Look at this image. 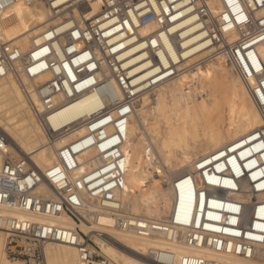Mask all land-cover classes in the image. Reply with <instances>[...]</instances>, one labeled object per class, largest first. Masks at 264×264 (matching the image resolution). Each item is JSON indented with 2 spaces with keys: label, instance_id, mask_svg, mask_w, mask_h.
<instances>
[{
  "label": "built area",
  "instance_id": "obj_1",
  "mask_svg": "<svg viewBox=\"0 0 264 264\" xmlns=\"http://www.w3.org/2000/svg\"><path fill=\"white\" fill-rule=\"evenodd\" d=\"M211 1L0 0V20L15 4L37 2L56 20L25 53L0 38V78L32 85L38 121L49 123L64 105L96 92L102 103L72 124L84 133L46 172L7 153L9 138L0 130V230L8 260L46 264L45 245L59 243L74 247L82 264H112L91 252L97 246L76 229L2 212L65 214L89 223L80 214L88 200L113 213L119 231L140 239L165 237L189 249L245 259L264 248V126L166 182L174 202L163 217L134 215L118 197L125 188L123 148L138 99L178 78L181 65L195 55L209 51L203 66L220 60L230 68L264 119V62L257 53L264 43V0H219L217 11ZM43 76L48 79L39 82ZM214 162L223 167L217 170ZM41 185L50 196L38 192ZM187 196L191 208L182 214L180 202ZM145 257L156 264H228L169 248L150 249Z\"/></svg>",
  "mask_w": 264,
  "mask_h": 264
},
{
  "label": "bare ground",
  "instance_id": "obj_2",
  "mask_svg": "<svg viewBox=\"0 0 264 264\" xmlns=\"http://www.w3.org/2000/svg\"><path fill=\"white\" fill-rule=\"evenodd\" d=\"M210 7L219 10V0H212ZM83 10L94 13L96 7L85 6ZM55 23L48 8L40 2L32 6L15 4L0 20V38L25 53L41 41L40 33ZM257 53L264 62V43L257 47ZM208 54L209 51L202 52L187 60L181 65L183 73L178 78L143 94L137 101L123 148L128 158L125 188L118 196L124 209L134 215L145 218L167 215L174 197L166 182L190 168L195 170L197 164L264 126L253 99L230 68L220 60L202 65ZM47 79L48 76H43L39 82ZM101 105L100 92H96L64 105L52 114L49 123L43 124L36 117L40 104L32 85L26 79L18 83L10 76L0 78V130L9 138L6 152L46 172L58 164L59 152L84 133L82 126L73 128L72 124L96 113ZM2 159L0 156V164ZM211 165L217 170L223 167L216 162ZM38 192L50 196L46 185H41ZM180 208L182 214L190 210L189 197L180 202ZM2 212L32 222L76 229L91 238L99 253L112 264H156L146 259L148 251L166 248L228 264H264L261 262L264 248H258L253 258L245 259L207 249H189L172 244L165 237L140 239L121 232L115 227L114 214L94 200H88L80 212L89 223L82 219L75 221L65 214L47 217ZM4 239L5 233L0 230V264H22L5 257ZM90 250L94 252L93 248ZM45 259L46 264H82L74 247L59 243L45 245Z\"/></svg>",
  "mask_w": 264,
  "mask_h": 264
},
{
  "label": "rangeland",
  "instance_id": "obj_3",
  "mask_svg": "<svg viewBox=\"0 0 264 264\" xmlns=\"http://www.w3.org/2000/svg\"><path fill=\"white\" fill-rule=\"evenodd\" d=\"M208 64H209V63H208ZM205 65H206V64H205ZM205 65H204V66H205ZM225 71H226L225 73H226L228 76L231 75V73H230L229 71H227V70H225ZM232 75H233V74H232ZM234 77H235V76H234ZM93 249H94V251H95L96 253H98L99 255H101V254L99 253V250H97V249H95V248H93ZM101 256H102V255H101ZM261 262L264 263V260H262Z\"/></svg>",
  "mask_w": 264,
  "mask_h": 264
}]
</instances>
